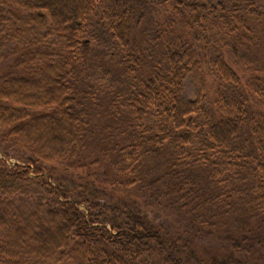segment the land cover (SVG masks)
<instances>
[{
    "label": "trees",
    "instance_id": "16d2710c",
    "mask_svg": "<svg viewBox=\"0 0 264 264\" xmlns=\"http://www.w3.org/2000/svg\"><path fill=\"white\" fill-rule=\"evenodd\" d=\"M105 1L0 0V63L17 24L22 40L37 26L45 29L46 49L54 51L25 47L17 57L16 70L0 78V142L6 144V153L17 150L25 162L10 167L0 159V260L4 264H250L247 249L264 236V71L245 78L241 64L232 61L231 52L223 51L224 59L216 60L217 71L226 79L237 76L244 90L234 97L219 94L220 115L214 121L201 122V98L186 100L182 82L203 63L194 51L200 35H190L193 21L208 29V23L212 28L217 26L216 17H227L231 24L234 19L245 22L264 13L253 6L223 1L166 0L159 4L172 10L165 56L157 64L145 65L140 63L132 31V5H126L127 0H112L114 6L106 4L104 17H100L99 7ZM122 5L125 9L120 11ZM159 32L163 36L166 31ZM245 38L237 36L231 51L241 63H250L252 47ZM57 45L60 51H56ZM91 47L102 57L111 55L115 48L128 52L123 63L127 84L123 94H114L112 102L115 105V100H122L119 109L129 125L103 138L91 126L87 96L76 88L82 61ZM115 111L119 116L120 111ZM154 119L155 123H146ZM245 130L247 139L239 141L240 132ZM175 137L183 143L182 154L186 144L193 146L203 139L210 145L208 149L214 150V159L195 147L187 157L178 156L175 144L176 149L169 148L172 164L164 167L170 178H139L146 156L153 150L157 160ZM249 141L253 158L244 174L237 164L242 145ZM95 148L97 155L114 152L115 163L130 172L111 181L93 175L89 169L93 161L98 162L91 152ZM218 158L220 163L215 165ZM198 160H214L216 168L226 165L236 174L235 183L229 179L222 187L214 183L217 241L214 252L207 256L198 255V247L213 233L212 225L206 223L211 217L197 214L203 210L189 212L193 214L190 226L172 230L154 223L135 204L120 202L124 203L121 208L100 201L109 199L118 183L134 187L145 181L156 191L161 190V184L166 185L163 192L177 200L187 192L196 194L199 186L187 176L199 166ZM177 166L186 172L184 177ZM32 173L51 195L41 198L28 213L25 206H15L13 198L24 194ZM230 184L232 189L225 187ZM233 192L239 198L235 199Z\"/></svg>",
    "mask_w": 264,
    "mask_h": 264
},
{
    "label": "rangeland",
    "instance_id": "374dc122",
    "mask_svg": "<svg viewBox=\"0 0 264 264\" xmlns=\"http://www.w3.org/2000/svg\"><path fill=\"white\" fill-rule=\"evenodd\" d=\"M164 1L166 0H136L134 2L127 0L126 5H132L134 17L132 31L134 33V39H136L139 46L138 55L141 64L154 65L165 56L167 49L166 43H168L170 39L168 33V19L172 10L168 6L159 5L160 3H164ZM206 1H223L230 5L237 4L243 7L253 6L264 13V0ZM106 4L114 6V1L106 0L101 4L99 7L100 17H104L103 13ZM123 9H125L124 5H122L120 11ZM43 12L44 11H42V13ZM192 18H194V16H192ZM227 21H230L227 17H216L214 18V22L217 26L212 28L208 23V29H205V27L193 21L194 27L192 30L190 29L192 31L190 35H194L197 32L200 35L199 40L196 42L198 46L197 44L195 45L194 51L196 55L199 56L198 59H200L201 55L203 63L200 70H193L183 79V96L186 100L195 99L197 97L201 98L203 104L199 116L201 122L206 119L214 121V119L217 118L219 114L217 99L220 93H223L227 97H234L244 90V86L237 76L226 79L217 71L219 64H216V60L218 57H221L222 60L224 59L223 51L231 52L232 61L234 62L235 60L241 64L245 69L242 68V76L245 78L255 75L258 70L264 71V15H255L244 20L245 22L234 19V22L230 24ZM231 21H233V19ZM17 26H14L13 30L10 32L11 36L6 49V56L0 63V78L16 70L17 57L25 47H29V49L33 51H38V47H41L46 53H54L53 50L49 51L46 49L48 40L43 37L46 33L45 29H39V26H37L34 30L28 31L25 39L22 40L19 38V26ZM160 29L166 31L163 36L159 32ZM240 35H246L248 38L245 39L248 40L247 42H249L252 47L250 51L252 53L250 63H241L237 59L238 57L232 54V46L237 43V36ZM35 37L37 38L36 41L33 40ZM25 40L29 42L25 43ZM52 40L53 38H51L50 41ZM36 42H40V44L37 45L35 44ZM60 47L61 46L57 45L56 51H60ZM91 48L89 55L82 61L83 69L77 77L76 88L87 96L85 100L87 101V107L89 109L88 117L90 118L91 126L95 128L96 134L103 138L104 134L109 135V133H111L112 135L119 133L123 129H127L129 125V120L127 121L124 119L122 111L119 109L122 100H115L117 103L115 105H113L112 102L114 94H119L120 92L123 94V87L127 84L123 63L127 58L128 52L115 48L111 55L106 54L102 57L100 54L101 52H96L95 48ZM241 49L244 50L245 48H240V50ZM145 59L146 63L144 62ZM237 67H239V65L235 66V68ZM133 78L134 77H132V79ZM252 99L253 105L257 109V98L254 99L253 96ZM115 109L120 111L119 116ZM146 123L148 125L155 123V119L151 120V122L146 121ZM239 135V141L244 142L247 139L246 130L242 133L240 132ZM113 144L114 143L110 146H113ZM175 144H178L179 147L178 156L187 157V154L191 153L192 149L195 147L196 149L202 148L204 151L209 152L212 154L211 158L214 159V150H209L207 146L210 145L204 144L203 139L196 140L193 146L191 144H186L182 154L181 148L183 143L179 137H175L174 142H168L166 152L160 153L156 157L158 158L157 160L153 157L155 153L153 150L146 156L145 166L141 170H138V177L145 176L153 178L155 176H161L167 179L170 178L165 174L164 167L172 164L169 160L172 159L173 152L169 150V148L176 149ZM5 145L6 144L0 142V159H4L10 167L17 163H25L24 160L20 158L21 154L17 150H9V153H6ZM242 146H244V149L241 151V158L237 167L239 166L238 169L244 171L245 174L248 172L246 164L253 158V147L251 141H249V143H244ZM100 148L101 146L99 149ZM96 151L97 148L91 151L94 152V157L98 159V162L93 161L89 169L93 175L104 181H111L112 179H119V177L124 176L122 173L130 172L131 169H128L126 172L124 168H119L121 164H118V162L115 163L114 152L111 153V151L106 156H103L102 154L97 155ZM198 161L199 166H197L191 176H187L193 184H198L199 189L196 194L187 192L184 197L177 200L170 194L163 192L166 190V185L161 184L159 187L161 190L156 191L155 188L151 189V182L148 183L145 181L136 183L134 187H125L118 183V185L116 184L115 186L116 191L114 190L111 193V198L109 197V199H102L100 201L101 203L109 201L112 206L118 205V207L121 208L124 207V203H127L126 205L135 204L137 207L143 208V211H140V213L147 215L154 223L164 224L172 230L178 228L183 230L185 227L190 226L193 214L189 212L198 209L203 210V212L197 214L211 217L206 220V223L212 225L213 233L210 238L201 243V246L198 247V255L201 256L202 254L203 256H207L212 251L214 252V240L217 241V238H214L215 185H219L220 187L226 185L225 179H229V181H234L233 183H235L236 174H234L235 169L231 168L228 170L226 169V165L225 167L216 168L213 163L214 160L211 162ZM216 161L217 164L215 165H219L220 159L218 158ZM177 168H179V172L183 175L180 177H184L186 172H183L181 166H177ZM44 175L48 176V173L45 172ZM31 176L32 178L25 183L26 191L24 194L17 195L13 198L15 206H25L28 213L34 209L32 206L36 205L41 198L51 195L44 186L39 184L38 179H34L35 175L33 173ZM230 185L231 186L225 187L232 189L234 185ZM233 194L235 199L239 198L236 192H233ZM192 196H194V198ZM118 201L119 203H117ZM184 201H187L186 207L183 206ZM81 207L87 209V205L85 204H82ZM96 211L99 212L100 209ZM228 220L232 224L233 219L228 217ZM220 230L223 232L224 229L222 228ZM253 245L252 248L249 250L247 249L248 262L250 264H264V236H260ZM0 264H4V262L0 260Z\"/></svg>",
    "mask_w": 264,
    "mask_h": 264
}]
</instances>
